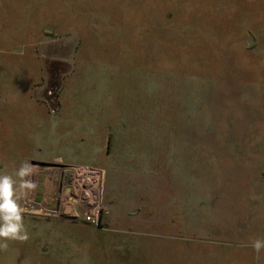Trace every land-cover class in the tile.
I'll return each instance as SVG.
<instances>
[{"label":"rangeland","instance_id":"1","mask_svg":"<svg viewBox=\"0 0 264 264\" xmlns=\"http://www.w3.org/2000/svg\"><path fill=\"white\" fill-rule=\"evenodd\" d=\"M17 154L45 162L0 264H264V0H0V171Z\"/></svg>","mask_w":264,"mask_h":264},{"label":"clouds","instance_id":"2","mask_svg":"<svg viewBox=\"0 0 264 264\" xmlns=\"http://www.w3.org/2000/svg\"><path fill=\"white\" fill-rule=\"evenodd\" d=\"M31 173L32 166L28 160H22L11 171H0V250L6 249L9 241L28 239L27 208L21 201L24 193L34 187L27 179ZM251 246L256 252L264 249V238L254 239Z\"/></svg>","mask_w":264,"mask_h":264},{"label":"built area","instance_id":"3","mask_svg":"<svg viewBox=\"0 0 264 264\" xmlns=\"http://www.w3.org/2000/svg\"><path fill=\"white\" fill-rule=\"evenodd\" d=\"M72 178L73 191L79 197L81 206L78 216L90 224H99L102 210L100 198L103 175L95 168L78 165L72 172Z\"/></svg>","mask_w":264,"mask_h":264},{"label":"crops","instance_id":"4","mask_svg":"<svg viewBox=\"0 0 264 264\" xmlns=\"http://www.w3.org/2000/svg\"><path fill=\"white\" fill-rule=\"evenodd\" d=\"M33 85L35 86V82H33ZM13 98H11V99H13ZM36 100L39 101V103L41 102L38 99H36ZM42 103H44V102L42 101L41 104ZM40 119L42 120V122L44 121L43 117H39V120ZM10 120H11V124L13 125V133L12 134H14V135H17V134H22V135H24V134H27V135L28 134H32V133L25 132V131L28 130V127L31 124V123H28L27 120H32V113H23V114L18 115L16 112H13V113H10ZM103 147H104V150H106L109 147V140L108 139H107V143L105 142L104 144H102V150H103ZM12 159H15L17 161V164ZM22 160L45 162V161H40V160H32L28 155H24V157H22V156L17 154V155H14V156H11V157L7 158V163L9 164V170L12 169V166H13V169L18 167V165L20 164V162ZM55 160H59V159L55 158ZM104 172H105V169H104ZM104 181H105V175H104ZM41 187H42V184H41V186H39V188L41 189ZM37 200H38V198H37Z\"/></svg>","mask_w":264,"mask_h":264}]
</instances>
